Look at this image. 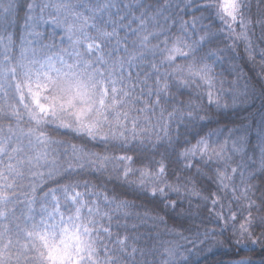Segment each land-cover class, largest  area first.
Listing matches in <instances>:
<instances>
[{
    "label": "snow or ice",
    "instance_id": "obj_1",
    "mask_svg": "<svg viewBox=\"0 0 264 264\" xmlns=\"http://www.w3.org/2000/svg\"><path fill=\"white\" fill-rule=\"evenodd\" d=\"M220 9L235 18L238 5L222 0ZM180 12L190 14L179 0H0V264H137L143 256L147 213L89 174L133 175L153 137L159 147L169 134L176 113L165 122L163 37L179 34L170 61L204 52L188 71L212 84L202 61L215 58V33L202 28L189 42L199 18L189 25ZM240 36L264 56V27ZM149 177L145 169L140 180Z\"/></svg>",
    "mask_w": 264,
    "mask_h": 264
},
{
    "label": "clouds",
    "instance_id": "obj_2",
    "mask_svg": "<svg viewBox=\"0 0 264 264\" xmlns=\"http://www.w3.org/2000/svg\"><path fill=\"white\" fill-rule=\"evenodd\" d=\"M179 3L190 13L180 12L182 20L191 25L199 18L189 42L202 28L215 33V58L202 61L211 65L212 84L188 71L204 52L193 57L185 49L187 59L170 61L179 34L163 37L159 74L170 85L165 122L176 113L169 134L159 147L153 137L133 175L89 176L133 201L140 216L147 213L137 264H264V56L240 36H259L264 0H236L235 18L221 12L222 0ZM202 141L207 150L190 153ZM145 169L150 177L141 182Z\"/></svg>",
    "mask_w": 264,
    "mask_h": 264
},
{
    "label": "trees",
    "instance_id": "obj_3",
    "mask_svg": "<svg viewBox=\"0 0 264 264\" xmlns=\"http://www.w3.org/2000/svg\"><path fill=\"white\" fill-rule=\"evenodd\" d=\"M207 258H210V259H211V258H214L213 253H208V254H207ZM201 259L203 260L204 258H201Z\"/></svg>",
    "mask_w": 264,
    "mask_h": 264
}]
</instances>
